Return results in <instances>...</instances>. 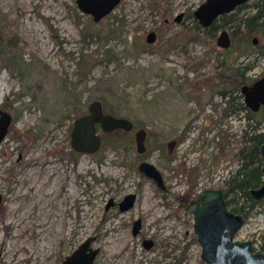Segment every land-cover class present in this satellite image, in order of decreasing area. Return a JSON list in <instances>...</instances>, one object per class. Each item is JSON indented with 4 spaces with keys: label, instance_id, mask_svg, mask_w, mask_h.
<instances>
[{
    "label": "rangeland",
    "instance_id": "rangeland-1",
    "mask_svg": "<svg viewBox=\"0 0 264 264\" xmlns=\"http://www.w3.org/2000/svg\"><path fill=\"white\" fill-rule=\"evenodd\" d=\"M204 1L121 0L95 21L76 0H0V109L13 117L0 141V264H62L88 237L99 249L93 264H205L183 200L228 185L250 127L238 110L226 132L203 128L199 113L213 111L207 101L217 87V36L231 30L199 22L195 10ZM255 1L233 10L234 18L252 12ZM233 56L238 63L256 54ZM255 62L254 72L264 73V56ZM94 99L135 126L100 129V148L80 152L71 144L73 121ZM141 127L144 152L135 135ZM144 159L161 169L164 188L140 170ZM131 192L135 204L121 210ZM234 196L241 204L231 190ZM260 200L236 238L264 250ZM117 234L127 241L109 256Z\"/></svg>",
    "mask_w": 264,
    "mask_h": 264
},
{
    "label": "water",
    "instance_id": "water-1",
    "mask_svg": "<svg viewBox=\"0 0 264 264\" xmlns=\"http://www.w3.org/2000/svg\"><path fill=\"white\" fill-rule=\"evenodd\" d=\"M76 1L83 12L92 14L93 19L98 21L109 14L121 0ZM247 1L249 0H206L195 10V15L199 22L207 27L213 24L220 15L233 11ZM155 38L156 32L150 31L147 40L152 42ZM218 44L221 46L232 44L227 28L220 31ZM1 72L0 68V75ZM243 93L247 104L254 103L258 106L264 103V81L257 80L252 85L244 87ZM12 119V114L8 110L0 109V141L7 136ZM134 126L135 122L132 119L106 111L102 100L94 99L90 102L89 111L74 119L71 144L77 151L95 152L102 144L101 130L112 131L118 128L132 130ZM146 134L147 129L144 127L136 130V143L139 152H144L146 149ZM260 152L263 156L262 182L260 186L250 190L256 200L264 197V136ZM139 168L146 175L155 179L161 187H165L163 173L156 164L144 159L140 162ZM230 190V185L204 187L190 201V209L194 214V228L202 246L201 257L205 264H264L263 249L255 248L252 239L236 238V234L246 222L247 217L244 212L236 211L230 207L228 202ZM1 197L0 194V200ZM136 198L135 192L126 194L119 201L120 209L131 208L135 204ZM140 227L141 220L136 219L134 233H137ZM92 240L93 237L86 238L77 249L66 257L62 264H93L99 249L91 246ZM145 243L150 246L152 240H145Z\"/></svg>",
    "mask_w": 264,
    "mask_h": 264
},
{
    "label": "trees",
    "instance_id": "trees-1",
    "mask_svg": "<svg viewBox=\"0 0 264 264\" xmlns=\"http://www.w3.org/2000/svg\"><path fill=\"white\" fill-rule=\"evenodd\" d=\"M245 5L246 4L241 5L239 9H242ZM253 7L254 9L252 12L245 13L238 19L234 18L232 13L222 15L214 22L212 29L218 31L220 28L230 24L234 41L233 45L245 49L240 50V54H246L247 52L251 53V47L254 46L253 39L257 37L259 44L255 45V47L257 46V58H259L264 55V0L255 1ZM236 20L237 23L231 24V22H235ZM3 37L4 35L0 32V42L3 40ZM250 67L251 65H246L243 61L235 63V60H233V91L241 92V80L245 78L244 72ZM233 104L234 112L241 110L246 113L248 126L250 128L245 129L244 137L246 143L239 148L238 155L241 158V164L227 180V183L231 185V190L238 192V197L243 200L241 204L238 205L236 202H238L239 198L234 196L228 197V202L230 207L236 211L244 212L247 217L251 210L261 202V200H256L252 196L250 190L260 186L262 182L261 166L263 156L260 152V145L263 142L264 131H255V129L264 121V111L263 118L258 119L256 123L252 124L250 120L254 113L251 110L246 111L247 107L244 101L234 100ZM81 114H83V112L79 113V115ZM251 129H254L255 132L251 133ZM71 152L72 154L76 153L74 149H71ZM183 203L186 207H189L188 198L183 200ZM232 203H235V205H232Z\"/></svg>",
    "mask_w": 264,
    "mask_h": 264
},
{
    "label": "flooded vegetation",
    "instance_id": "flooded-vegetation-1",
    "mask_svg": "<svg viewBox=\"0 0 264 264\" xmlns=\"http://www.w3.org/2000/svg\"><path fill=\"white\" fill-rule=\"evenodd\" d=\"M247 2H245L243 4H247ZM243 4H241V5H243ZM241 5L236 7L234 10L239 9V7ZM231 12L224 13L222 15L230 14ZM222 15H220L219 17H221ZM213 24H211V28H212ZM229 32H230L231 39H232V44L230 46H221V45H219L218 44V36H217V45H218L217 46V50L219 52V54H218L219 61L215 65L216 71H215V75L213 76V80L216 79L217 87H215L214 92L209 94V96H208L209 100L207 101V102H209L211 104V109H213V111L210 112V113H206L207 111L205 112V110H202L199 113V117H203V128L206 127L208 129H210L212 126H214V127L215 126L216 127L220 126V127L224 128L222 130V132H226L227 131L226 128L229 126V124H228L229 120L232 117V115L234 114V104H233L234 100L243 99V101H244V103L246 104V107H247L246 111H249V110L253 111L254 114H253V116L251 117V120H250V122L252 124L256 123L258 119L263 118V111H264V109H263L264 108V103H261L258 106L255 105L254 103L253 104H247L246 99H245V94L243 93V88L244 87L252 85L257 80H263L264 81V73L263 72L262 73H257V74L254 72L255 70L258 69L255 66V64H256L255 60H256L257 55H258L257 46L255 47V45L259 44V40H258L257 37H255L256 40H255V38L253 39V45L254 46L251 47V53H255L256 54L254 59H252V60H250L248 62H244L243 61L244 64L251 65V67L248 68L244 72L245 78L243 80H241V92L233 91V85H232L233 84L232 83V78H233L232 63H233V59H235V57H236V56H233V55H236L237 53H239V52H237L238 50L240 51V50H245V49L243 47H238V46H234L233 45L234 41H233L232 32H231V30H229ZM244 52H246V51H244ZM247 54H249V53L247 52L246 55ZM260 57H262V56H260ZM204 86H206V84H204L203 87ZM193 89L196 90V93H197L196 96L200 99L201 95H202V91H200V90H202V87L200 88V85L196 83L193 86ZM200 92H201V94H200ZM199 94H200V96H199ZM216 95L220 96V98H221L220 102L214 101V99H215L214 96H216ZM239 97L241 99H239ZM193 99H194V97H193ZM195 99H196V97H195ZM239 117L247 119V115H246V113H244V111H243V113H241V115ZM247 122H248V120H247ZM190 124H189V127H190ZM228 185H230V184H228ZM230 192H231V190H230ZM228 197H229V195H228Z\"/></svg>",
    "mask_w": 264,
    "mask_h": 264
},
{
    "label": "bare ground",
    "instance_id": "bare-ground-1",
    "mask_svg": "<svg viewBox=\"0 0 264 264\" xmlns=\"http://www.w3.org/2000/svg\"><path fill=\"white\" fill-rule=\"evenodd\" d=\"M44 188V187H43ZM42 189V188H41ZM128 238L127 234H117L116 236L111 238L112 242V250H108V254L110 255H116L120 250L119 247L126 243ZM43 255V254H42ZM112 257V256H111Z\"/></svg>",
    "mask_w": 264,
    "mask_h": 264
}]
</instances>
